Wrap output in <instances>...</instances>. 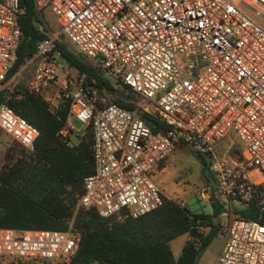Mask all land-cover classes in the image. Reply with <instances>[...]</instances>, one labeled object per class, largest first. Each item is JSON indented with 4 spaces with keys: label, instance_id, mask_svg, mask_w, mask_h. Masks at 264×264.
Instances as JSON below:
<instances>
[{
    "label": "built area",
    "instance_id": "2783aa9c",
    "mask_svg": "<svg viewBox=\"0 0 264 264\" xmlns=\"http://www.w3.org/2000/svg\"><path fill=\"white\" fill-rule=\"evenodd\" d=\"M34 5L54 16L80 56L131 89L140 110L167 126L154 134L139 115L104 104L84 74L63 79L58 106L68 105L69 114L60 134L75 132L70 119L92 134L94 167L83 180L79 207L103 218L137 219L154 211L167 196L152 174L176 147L186 146L210 162L217 195L264 215V28L238 6L264 17V0H34ZM19 14L18 0H0V92L23 36ZM58 35L38 41L24 64L33 65L28 92L42 94L59 81L50 55ZM0 130L27 153L34 151L38 130L6 103H0ZM227 136L230 145L217 157L214 146ZM234 145L238 154L231 155ZM255 172L260 177L252 181ZM206 193L204 188L199 194ZM224 232L213 264H264V222L237 216ZM78 241L73 230L0 228V260L66 263Z\"/></svg>",
    "mask_w": 264,
    "mask_h": 264
},
{
    "label": "trees",
    "instance_id": "16d2710c",
    "mask_svg": "<svg viewBox=\"0 0 264 264\" xmlns=\"http://www.w3.org/2000/svg\"><path fill=\"white\" fill-rule=\"evenodd\" d=\"M18 4L23 36L5 82L33 56L38 41L52 32L34 0H18ZM54 53L79 75L84 74L86 84L96 88L99 95L113 96L111 103L139 115L154 134L167 131L158 118L139 109L138 97L131 89L105 77L66 44L56 41L50 55ZM0 103H6L39 132L32 153L15 143L17 147L7 149L5 157L9 159L0 166V228L77 232V249L65 264H198L217 231L221 205L214 196L212 214H193L176 200L163 198L157 209L137 219L100 217L97 211L78 206L83 180L94 167L90 127L76 144L69 143V138L60 134L67 122L68 105L53 109L41 94L28 92L25 84L14 85L12 91L4 88ZM235 151L238 154L237 149L230 154L235 155ZM195 154L203 171L208 169L207 159ZM236 215L264 222V215L253 205L237 210ZM204 227L210 228L205 236ZM182 235L188 239L175 258L170 242Z\"/></svg>",
    "mask_w": 264,
    "mask_h": 264
},
{
    "label": "rangeland",
    "instance_id": "374dc122",
    "mask_svg": "<svg viewBox=\"0 0 264 264\" xmlns=\"http://www.w3.org/2000/svg\"><path fill=\"white\" fill-rule=\"evenodd\" d=\"M240 10L253 20L256 24L264 28V17L256 15L250 8L243 5H238ZM44 18L48 22L53 33H59L58 41L66 44L75 54L79 55L73 46L66 40V38L60 33L59 23L56 21L54 16L50 14H44ZM53 59L58 67L59 79H68L70 76H77L78 72L74 68L66 65V63L59 57L58 53L53 54ZM14 77V76H12ZM10 78L6 84L5 88L9 91L13 90L15 84H25V77L19 75L14 78ZM23 77V78H22ZM114 89L119 90V86L114 84ZM99 99L103 100L104 104L111 103L113 96L110 95H99ZM102 103V104H103ZM138 106V105H137ZM140 109V108H139ZM70 125L75 129V132L68 135L69 143L76 144L78 140L84 135L85 130L88 128H83L77 121L70 119ZM233 141V140H232ZM231 142V136H227L222 139L214 146V151L217 157H221L227 145ZM17 147L10 137L5 135L0 130V166H2L9 157H5L7 149ZM234 149L236 146L234 145ZM235 155L237 151L234 152ZM209 168L203 171L202 164L197 158L195 152L186 146H178L170 159L166 162L164 167L155 170L152 174V179L164 192L172 199L179 202L181 205L186 206L189 211L193 214L205 213L212 214L213 207L211 204V197L214 196L219 205H221V213L217 216V231L210 239L208 246L204 252L200 255L198 264H209L213 261L215 257L223 249L226 241V233L224 229L231 219L237 217L236 211L239 209L237 206L228 203L227 200L216 194L214 189V173ZM260 177L258 172L252 173L250 178L252 181L257 180ZM207 188V193L205 197H202L199 193ZM79 206V205H78ZM215 231V229H214ZM210 232L209 227L203 228V236ZM188 239V235H182L170 242L171 251L175 258H178L183 245ZM0 264H65L63 259L51 260L46 262H30L21 263L16 261H11L9 259L0 260Z\"/></svg>",
    "mask_w": 264,
    "mask_h": 264
},
{
    "label": "crops",
    "instance_id": "0c3cea01",
    "mask_svg": "<svg viewBox=\"0 0 264 264\" xmlns=\"http://www.w3.org/2000/svg\"><path fill=\"white\" fill-rule=\"evenodd\" d=\"M43 15L44 14H50V15H52L49 11H43V12H41ZM32 71H33V65L32 64H28V65H23L22 66V68L19 70V72H17L15 75H14V77H17V76H19V75H22V76H24L25 77V82L27 83L28 82V80L30 79V77H31V73H32ZM14 77H12V78H14ZM23 78V77H22ZM61 82H62V80L61 79H59V81L56 83V84H53V85H51V86H49V87H47L43 92H42V96L44 97V99L46 100V101H48L49 102V104H50V106H51V108H53V109H55L57 106H58V92H59V90H60V87H61ZM26 83H25V85H26ZM16 85V84H15ZM230 145V144H229ZM229 145H227V147H229ZM177 148V147H176ZM175 148V149H176ZM174 152V151H173ZM173 154V153H172ZM171 154V155H172ZM171 155L164 161V162H162L158 167H159V169H161L162 167H164V165L166 164V162L170 159V157H171ZM159 169H157V170H159ZM154 180H155V177H154ZM155 182V181H154ZM163 192H164V190H163ZM165 193V192H164ZM165 195L167 196V198H169V199H172V198H170L166 193H165ZM174 200V199H173ZM239 210V209H238ZM220 254H221V252H220ZM220 254H218L217 255V257H215L214 259H213V261L211 262V263H209V264H213L216 260H217V258L220 256Z\"/></svg>",
    "mask_w": 264,
    "mask_h": 264
},
{
    "label": "water",
    "instance_id": "95a60500",
    "mask_svg": "<svg viewBox=\"0 0 264 264\" xmlns=\"http://www.w3.org/2000/svg\"><path fill=\"white\" fill-rule=\"evenodd\" d=\"M213 231H214V230H213ZM213 231L211 232V235H212Z\"/></svg>",
    "mask_w": 264,
    "mask_h": 264
}]
</instances>
